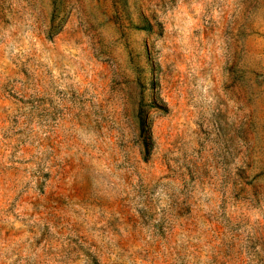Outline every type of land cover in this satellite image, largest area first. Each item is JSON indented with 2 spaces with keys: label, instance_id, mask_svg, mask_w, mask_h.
<instances>
[{
  "label": "rangeland",
  "instance_id": "374dc122",
  "mask_svg": "<svg viewBox=\"0 0 264 264\" xmlns=\"http://www.w3.org/2000/svg\"><path fill=\"white\" fill-rule=\"evenodd\" d=\"M0 264H264V0H0Z\"/></svg>",
  "mask_w": 264,
  "mask_h": 264
}]
</instances>
